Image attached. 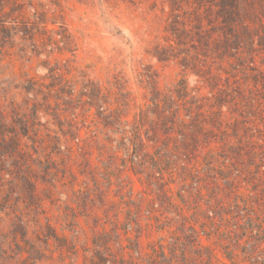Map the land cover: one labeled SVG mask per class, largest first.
<instances>
[{
    "label": "rangeland",
    "instance_id": "1",
    "mask_svg": "<svg viewBox=\"0 0 264 264\" xmlns=\"http://www.w3.org/2000/svg\"><path fill=\"white\" fill-rule=\"evenodd\" d=\"M0 264H264V0H0Z\"/></svg>",
    "mask_w": 264,
    "mask_h": 264
}]
</instances>
